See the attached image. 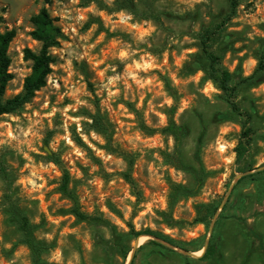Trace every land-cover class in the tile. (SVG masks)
<instances>
[{
	"label": "rangeland",
	"instance_id": "obj_1",
	"mask_svg": "<svg viewBox=\"0 0 264 264\" xmlns=\"http://www.w3.org/2000/svg\"><path fill=\"white\" fill-rule=\"evenodd\" d=\"M233 1L235 15L213 49L237 86V102L253 114L245 162L254 169L243 173L234 153L241 119L206 78L197 39ZM120 2L126 7L116 11ZM42 7L61 31L51 49L55 62L30 103L0 116V168L9 172L12 198L36 226L35 237L51 246L43 259L264 264V170L255 171L264 167V70L255 73L264 57V0H0V31H15L5 99L30 73L24 49H40L30 18ZM97 109L103 134L85 126ZM170 116L186 131L178 144L163 131ZM72 130L87 149L71 140ZM51 152L69 172L81 211L104 222L69 213L71 202L58 191L61 172L42 159ZM176 152L179 164L170 159ZM174 186L192 192L171 198ZM202 207H217L207 224L196 222ZM11 212L0 172V264H31ZM147 230L156 236H134Z\"/></svg>",
	"mask_w": 264,
	"mask_h": 264
},
{
	"label": "trees",
	"instance_id": "obj_2",
	"mask_svg": "<svg viewBox=\"0 0 264 264\" xmlns=\"http://www.w3.org/2000/svg\"><path fill=\"white\" fill-rule=\"evenodd\" d=\"M43 2L44 4H49L51 0H43ZM127 2L130 3V0H127ZM117 5L116 11H121L126 7L125 4L121 2ZM236 7L237 3L233 1L231 3L230 13L223 17L219 23H215L203 28L197 34V39L199 42L200 51L206 62V78L210 80L214 87L222 93L223 98L228 104L230 110L241 119L240 135L234 148V153L237 167H239L238 172L243 173L254 169L245 162V157L250 153L251 147L253 145V114L241 107L237 102V86L232 85V75L226 69H223L220 66L221 58L215 53L213 49L214 44L218 41L223 29L234 17ZM30 22L32 24V31L30 35L33 40L40 43V49L37 52H34L28 48L24 49L23 58L25 61H29L31 63L30 73L24 78L21 91L16 95L6 99L4 98L5 90L8 83L13 79V75L9 72L11 59L8 54V49L15 37V31H0V116L15 113L24 105L30 103L35 97L36 92L46 86L47 78L52 73L51 66L54 64L55 59L51 54V49L59 45V39L61 37L60 28L56 26L54 20L45 7H42L37 12V14L31 16ZM263 61L264 57L260 58L259 66L255 73L264 70ZM246 81H248V79ZM170 111L172 114L174 112V108H171ZM88 119L90 122H86L85 126L89 130H93L101 134L104 133L106 128L103 122V116L100 114L98 109L94 114H90ZM140 127L143 130H148V128L142 124ZM163 131L169 136L173 137L176 144L179 143L183 135L186 133L185 129L182 126H178L171 116L168 119L167 125L165 128H163ZM52 134L53 132H48L47 137L44 140L45 145H48ZM70 135L71 140L76 145L87 149V146L81 140L75 130H72ZM42 159L44 162L52 163L59 168L61 172V178L58 191L63 197L71 202L69 213L80 222H104V220L97 216H93L81 211L76 193L73 191V189L69 188L70 174L63 166L59 155L51 152L43 156ZM170 159L176 164H179L177 152L175 155L171 156ZM244 162L246 164H243ZM0 172L4 181V204L6 205L8 211L11 209V213L16 215L17 230L20 234V243L28 249L31 257V264H55L49 263L43 259L44 255L49 251L51 246L43 241L37 240L35 237L36 226L31 224L28 217L20 212L19 208H17V204L12 198L13 193L10 190L11 181L9 172L5 169V167H1ZM123 177L127 183H133L129 174H124ZM187 192H192V190L181 186H174L171 198H175L180 193ZM216 209L217 207H202L198 213L199 216L196 222L207 224L215 213ZM142 235L156 236L155 233L148 230L145 232H134L135 237H140ZM151 243L159 246V244L155 241H151ZM209 250L210 246L208 245L202 255L203 258H206L210 255ZM127 254L128 252L124 253V259H126Z\"/></svg>",
	"mask_w": 264,
	"mask_h": 264
},
{
	"label": "water",
	"instance_id": "obj_3",
	"mask_svg": "<svg viewBox=\"0 0 264 264\" xmlns=\"http://www.w3.org/2000/svg\"><path fill=\"white\" fill-rule=\"evenodd\" d=\"M263 170H264V167H259V168L255 169L256 172H258V171H263ZM240 176H241V175H239L238 178H239ZM233 185H234V184L231 185L230 190H231V188L233 187ZM228 193H229V192H228ZM227 195H228V194H227ZM221 207H222V204H221L220 208H221ZM149 237H151V236H149ZM152 238H153V237H152ZM153 240H155V242H156V241H157V242H160V241H158V240L155 239V238H153ZM160 243H162V242H160ZM191 255L193 256V254H191Z\"/></svg>",
	"mask_w": 264,
	"mask_h": 264
}]
</instances>
